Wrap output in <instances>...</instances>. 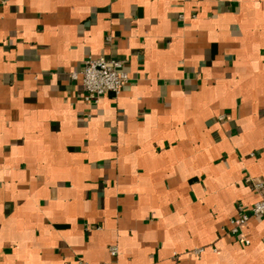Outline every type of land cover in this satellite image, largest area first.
Instances as JSON below:
<instances>
[{
    "label": "crops",
    "instance_id": "crops-1",
    "mask_svg": "<svg viewBox=\"0 0 264 264\" xmlns=\"http://www.w3.org/2000/svg\"><path fill=\"white\" fill-rule=\"evenodd\" d=\"M87 56L116 95L85 101ZM252 180L264 0H0V264H264Z\"/></svg>",
    "mask_w": 264,
    "mask_h": 264
},
{
    "label": "built area",
    "instance_id": "built-area-1",
    "mask_svg": "<svg viewBox=\"0 0 264 264\" xmlns=\"http://www.w3.org/2000/svg\"><path fill=\"white\" fill-rule=\"evenodd\" d=\"M74 80L81 79L84 99L88 103H97L99 98L105 94L116 95L121 87L128 81V73L124 69V63L120 59L106 58L104 56H87L81 67L70 73ZM252 187L260 194V197L246 210L241 211L238 216L231 219V231L236 233L239 226L251 218H264V182L252 180ZM245 242H248L244 239ZM201 249L194 252L199 253ZM110 261L102 264H118L117 248L109 246Z\"/></svg>",
    "mask_w": 264,
    "mask_h": 264
}]
</instances>
